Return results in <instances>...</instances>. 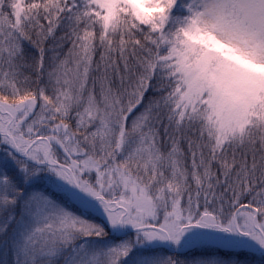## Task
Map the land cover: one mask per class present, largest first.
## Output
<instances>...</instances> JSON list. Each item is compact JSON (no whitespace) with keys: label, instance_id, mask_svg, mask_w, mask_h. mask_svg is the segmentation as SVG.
I'll use <instances>...</instances> for the list:
<instances>
[{"label":"snow or ice","instance_id":"snow-or-ice-1","mask_svg":"<svg viewBox=\"0 0 264 264\" xmlns=\"http://www.w3.org/2000/svg\"><path fill=\"white\" fill-rule=\"evenodd\" d=\"M0 264H264V0H0Z\"/></svg>","mask_w":264,"mask_h":264}]
</instances>
